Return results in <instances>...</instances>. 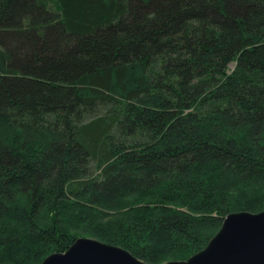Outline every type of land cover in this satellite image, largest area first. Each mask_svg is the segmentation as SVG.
Masks as SVG:
<instances>
[{
	"label": "trees",
	"instance_id": "1",
	"mask_svg": "<svg viewBox=\"0 0 264 264\" xmlns=\"http://www.w3.org/2000/svg\"><path fill=\"white\" fill-rule=\"evenodd\" d=\"M261 211L264 0H0V264L183 261Z\"/></svg>",
	"mask_w": 264,
	"mask_h": 264
},
{
	"label": "water",
	"instance_id": "2",
	"mask_svg": "<svg viewBox=\"0 0 264 264\" xmlns=\"http://www.w3.org/2000/svg\"><path fill=\"white\" fill-rule=\"evenodd\" d=\"M40 264H145L127 251L94 239L77 238L63 253ZM164 264H264V211L226 215L205 247L183 261Z\"/></svg>",
	"mask_w": 264,
	"mask_h": 264
},
{
	"label": "rangeland",
	"instance_id": "3",
	"mask_svg": "<svg viewBox=\"0 0 264 264\" xmlns=\"http://www.w3.org/2000/svg\"><path fill=\"white\" fill-rule=\"evenodd\" d=\"M232 68V66L230 67V69ZM85 238H88V237H85ZM164 264V263H163Z\"/></svg>",
	"mask_w": 264,
	"mask_h": 264
}]
</instances>
